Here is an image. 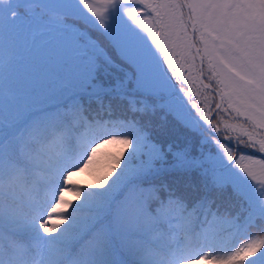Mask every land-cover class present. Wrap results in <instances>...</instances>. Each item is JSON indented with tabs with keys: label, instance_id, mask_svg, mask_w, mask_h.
Returning a JSON list of instances; mask_svg holds the SVG:
<instances>
[{
	"label": "snow or ice",
	"instance_id": "snow-or-ice-1",
	"mask_svg": "<svg viewBox=\"0 0 264 264\" xmlns=\"http://www.w3.org/2000/svg\"><path fill=\"white\" fill-rule=\"evenodd\" d=\"M53 122L102 130L113 166L58 228L5 243L0 207V264H218L191 249L222 207L264 218V0H0V184Z\"/></svg>",
	"mask_w": 264,
	"mask_h": 264
},
{
	"label": "trees",
	"instance_id": "trees-1",
	"mask_svg": "<svg viewBox=\"0 0 264 264\" xmlns=\"http://www.w3.org/2000/svg\"><path fill=\"white\" fill-rule=\"evenodd\" d=\"M187 75V73H185ZM193 93L196 86H193ZM102 136V130L78 127L68 129L57 126L55 122L50 124H37L24 136V142L20 148L18 163L12 168H5V176L0 184V207L4 214L14 213L40 223L44 220V227L48 223L54 227L60 226V220L66 219L68 215L80 217L85 214L82 206H74L71 213H62L66 205L73 200L66 196V192L76 193L83 189L89 192L87 179L95 185L97 180L106 178L110 174L114 157L109 156V151L114 150L113 146L104 143L97 144L96 141ZM248 162V161H245ZM58 168L62 174L59 189L56 197L50 199L48 185L56 182L55 173L45 169L47 166ZM45 166V168H44ZM84 180V182L82 181ZM2 193H8L21 200L31 202L37 207L38 212L23 207L20 203L14 202ZM77 194V193H76ZM87 198V197H86ZM224 207L226 200L222 201ZM235 213L221 210L223 219L217 221L212 229L205 236L193 237L198 243L192 252H200L202 255H215L222 257L218 264H244L247 259L241 256H231L230 253L245 249V245L253 244L255 236L258 242L264 245V218L258 215L250 220L247 214L242 213L238 219H234ZM5 220V243L11 242L7 229L16 227L10 225V220ZM22 222V221H21ZM247 249L243 254H247ZM155 252V250H153ZM240 252V251H239ZM177 264H206L210 260H176ZM254 262L264 264L261 259Z\"/></svg>",
	"mask_w": 264,
	"mask_h": 264
},
{
	"label": "rangeland",
	"instance_id": "rangeland-1",
	"mask_svg": "<svg viewBox=\"0 0 264 264\" xmlns=\"http://www.w3.org/2000/svg\"><path fill=\"white\" fill-rule=\"evenodd\" d=\"M97 2H98V0H97ZM23 103H26V101H21V104H23ZM109 147H111V145H109ZM245 161H247V160H245ZM245 161H243V163H248V162H245ZM83 182H84V180H82ZM92 182L91 181H89L88 179H87V185H89L88 186V189L90 190V188L92 187ZM54 190V188H52V190L51 191H53ZM80 191L81 190H79V191H77L76 193H70V192H66L65 194H67L66 196H68V197H70L73 201H75V200H77L78 199V196H79V193H80ZM87 198L86 199H92L93 197L91 196V195H87L86 196ZM71 204V203H70ZM75 206H80V205H75ZM85 210V209H84ZM245 249H247L246 251H247V254L248 255H245V254H243V251L245 250ZM245 249H241V250H239V251H237V248H236V250H234V252H232V253H230L231 254V256H234V255H237V256H241L242 258H249V257H252V256H254V254H256L257 252H259V251H261V250H264V245L262 246L259 242H258V240H257V236H255V239L253 240V244H249L248 243V246L247 245H245ZM256 259H259V258H256ZM255 259V260H256ZM262 261V260H261ZM206 264H212V263H206ZM253 264H256V262H254L253 261ZM257 264H259V263H257Z\"/></svg>",
	"mask_w": 264,
	"mask_h": 264
}]
</instances>
